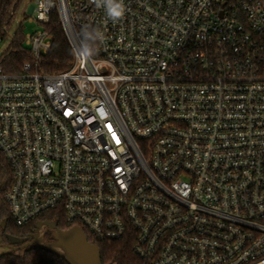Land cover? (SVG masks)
I'll return each mask as SVG.
<instances>
[{"label":"built area","instance_id":"built-area-1","mask_svg":"<svg viewBox=\"0 0 264 264\" xmlns=\"http://www.w3.org/2000/svg\"><path fill=\"white\" fill-rule=\"evenodd\" d=\"M123 5L113 20L94 0H35L32 62L9 74L0 58L12 224L127 242L126 264H264V0ZM55 13L75 57L49 75ZM78 29L95 32L91 53Z\"/></svg>","mask_w":264,"mask_h":264},{"label":"trees","instance_id":"trees-1","mask_svg":"<svg viewBox=\"0 0 264 264\" xmlns=\"http://www.w3.org/2000/svg\"><path fill=\"white\" fill-rule=\"evenodd\" d=\"M16 0H5L0 4V13H5L12 8ZM46 30L52 38V46L48 54L39 61L38 68L44 74L55 75L70 70L74 63V51L60 22L57 13L51 16ZM78 35L88 52H92L95 46V32L91 29L79 30ZM24 37L20 33L15 40L12 41L11 50L6 54L3 67L9 74H20L25 62H32V59L26 55L23 46ZM13 171L6 160L0 153V247L5 251L0 254V264H67L64 260L58 258L43 250L34 247H28L17 251L9 252L5 246L8 244L7 235L17 238H26L33 234L36 223H32L24 228L15 227L9 217V207L5 196L13 185ZM8 221L6 231L3 230L2 224ZM43 220L53 221L51 218H43ZM63 230H70L60 221H55ZM90 243L95 242L88 237ZM101 249L102 264L120 263L126 264L132 259L130 245L127 242H114L99 244Z\"/></svg>","mask_w":264,"mask_h":264},{"label":"water","instance_id":"water-1","mask_svg":"<svg viewBox=\"0 0 264 264\" xmlns=\"http://www.w3.org/2000/svg\"><path fill=\"white\" fill-rule=\"evenodd\" d=\"M7 225L8 221L6 220L2 224L4 231H6ZM44 227L54 232L53 237L55 241L53 243H47L42 234L24 239L7 235L8 242L12 246L8 251L13 252L34 247L57 256L67 264H102L99 245L90 243L80 228L75 227L64 231L59 229L56 223L39 222L36 225V229L38 230H42ZM16 245H21V247H14Z\"/></svg>","mask_w":264,"mask_h":264},{"label":"rangeland","instance_id":"rangeland-1","mask_svg":"<svg viewBox=\"0 0 264 264\" xmlns=\"http://www.w3.org/2000/svg\"><path fill=\"white\" fill-rule=\"evenodd\" d=\"M35 0H21L16 7V20L13 22L9 29V34L2 35L0 38V58L7 54L12 47V38L18 34L24 33L25 36L35 34L36 31H40L42 27L34 22L29 23L26 21L30 16V8L34 4ZM24 48L30 50V46L24 45ZM4 249L0 247V254L4 253Z\"/></svg>","mask_w":264,"mask_h":264},{"label":"clouds","instance_id":"clouds-1","mask_svg":"<svg viewBox=\"0 0 264 264\" xmlns=\"http://www.w3.org/2000/svg\"><path fill=\"white\" fill-rule=\"evenodd\" d=\"M97 7L106 5L107 13L113 20L120 18L124 13L123 0H94Z\"/></svg>","mask_w":264,"mask_h":264},{"label":"flooded vegetation","instance_id":"flooded-vegetation-1","mask_svg":"<svg viewBox=\"0 0 264 264\" xmlns=\"http://www.w3.org/2000/svg\"><path fill=\"white\" fill-rule=\"evenodd\" d=\"M40 222L55 223L54 220H53V221L43 220V221H40ZM58 228L61 229L62 227H60V226L58 225ZM61 230H63V229H61ZM64 231H66V230H64ZM37 234H42V235H44V239H45V241H46L47 243H53V242L55 241V240H54V237H53L54 232H53V231H49V229H48L47 227H44L42 230H38V229L35 228L33 234H31L30 236H28V237H26V238H29V237H31V236H33V235H37ZM22 239H24V238H22ZM10 247H12V246H11L10 243L8 242V244L5 246V248H6L7 250H9ZM14 247H21V245H16V246H14Z\"/></svg>","mask_w":264,"mask_h":264}]
</instances>
